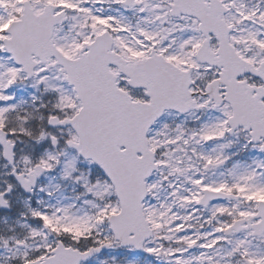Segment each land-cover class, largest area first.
Listing matches in <instances>:
<instances>
[{
    "label": "snow or ice",
    "instance_id": "obj_1",
    "mask_svg": "<svg viewBox=\"0 0 264 264\" xmlns=\"http://www.w3.org/2000/svg\"><path fill=\"white\" fill-rule=\"evenodd\" d=\"M0 264H264V0H0Z\"/></svg>",
    "mask_w": 264,
    "mask_h": 264
}]
</instances>
